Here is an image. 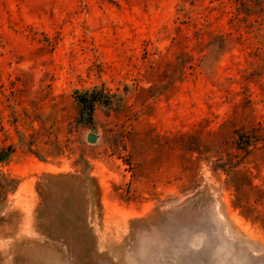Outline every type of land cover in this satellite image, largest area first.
<instances>
[{"label": "rangeland", "instance_id": "374dc122", "mask_svg": "<svg viewBox=\"0 0 264 264\" xmlns=\"http://www.w3.org/2000/svg\"><path fill=\"white\" fill-rule=\"evenodd\" d=\"M233 12L0 0V264H264V18Z\"/></svg>", "mask_w": 264, "mask_h": 264}, {"label": "trees", "instance_id": "16d2710c", "mask_svg": "<svg viewBox=\"0 0 264 264\" xmlns=\"http://www.w3.org/2000/svg\"><path fill=\"white\" fill-rule=\"evenodd\" d=\"M234 5V12L232 15V20H239L241 15L244 18L256 17L257 19L262 20L264 18V0H232ZM76 100L80 107V118L85 122H92V112L95 106L102 102L101 98L97 95L96 92H84L76 96ZM249 140V137L247 138ZM240 141V140H239ZM250 141V140H249ZM248 143V142H247ZM10 148H6L0 151V163H4L8 160L10 155ZM229 173V172H228ZM232 172H230L231 174ZM50 176H44L43 178H49ZM42 178V179H43ZM43 179V180H44ZM62 180H68L72 182V190L77 194L83 193V188L80 187L76 178L71 176H62ZM5 180V179H4ZM6 187L9 186L11 190H14L17 186V181L14 180H5ZM45 188V185H42Z\"/></svg>", "mask_w": 264, "mask_h": 264}, {"label": "water", "instance_id": "95a60500", "mask_svg": "<svg viewBox=\"0 0 264 264\" xmlns=\"http://www.w3.org/2000/svg\"><path fill=\"white\" fill-rule=\"evenodd\" d=\"M96 141H97V133H96V130L93 129L91 133L87 134L86 142L90 144H94Z\"/></svg>", "mask_w": 264, "mask_h": 264}]
</instances>
